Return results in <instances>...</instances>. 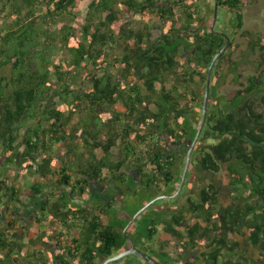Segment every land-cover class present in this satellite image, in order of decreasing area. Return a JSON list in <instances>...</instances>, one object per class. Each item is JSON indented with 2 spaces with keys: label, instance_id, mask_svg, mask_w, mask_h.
I'll use <instances>...</instances> for the list:
<instances>
[{
  "label": "trees",
  "instance_id": "16d2710c",
  "mask_svg": "<svg viewBox=\"0 0 264 264\" xmlns=\"http://www.w3.org/2000/svg\"><path fill=\"white\" fill-rule=\"evenodd\" d=\"M82 1L0 0V17L10 7L4 17L12 19L0 24V264H102L129 248L123 229L139 209L119 220L117 207L125 206L100 192L139 184L136 197L176 193L179 163L202 121L208 69L227 43L212 31L205 0H89L80 29H47L75 18ZM251 1L218 0V12L229 10L249 38L260 74L209 110L195 148L200 171L226 170L231 200L221 201L219 183L210 182L169 220L142 213V228L133 224L128 233L151 255L161 224L182 257L204 250L184 264H246L244 255L235 258L251 249L243 243L264 252V36L244 29ZM58 51L63 57L53 58ZM10 167L42 178L31 187L38 231L15 214L26 203ZM188 214L197 220L187 223ZM157 254L171 264L173 252Z\"/></svg>",
  "mask_w": 264,
  "mask_h": 264
},
{
  "label": "rangeland",
  "instance_id": "374dc122",
  "mask_svg": "<svg viewBox=\"0 0 264 264\" xmlns=\"http://www.w3.org/2000/svg\"><path fill=\"white\" fill-rule=\"evenodd\" d=\"M88 3L89 0H83L82 3H80L79 11L75 14V18L72 20H69L66 18H61L59 21L52 22L50 26L47 24V29L56 31L63 27V25H73L75 28L80 29L82 25L85 23V18L88 11ZM214 1L213 0H205V2L202 4V7L204 10V15L207 17L208 23L212 24L213 21V11H214ZM1 12H3L0 9ZM11 8L7 7L4 10L5 12H10ZM207 11V12H206ZM244 11V18H245V25L244 29L248 30L249 32L255 33V34H261L264 36V0H255L251 1L248 4L243 6ZM4 13L1 14L0 17V24L9 25L12 21V19H7L4 17ZM232 13L227 10L223 9L222 12L220 11L218 13L217 22L215 25V29L224 32L230 36V38L233 39V44L235 45V48H231L228 46L225 53H227V56L219 61L217 60L214 70L215 76H214V85L212 92V101L209 99V105H208V112L209 110H213V112H216L220 107V102L222 103L226 98L230 99L235 94L236 90L241 88V85L248 84V77L251 75H259L260 71L258 70V62L256 59L258 58L257 52H251L250 50V40L246 35H242V31L236 30L233 26L234 20H232ZM135 25H140L138 22H133ZM4 27V26H3ZM160 35L159 29L153 30L152 37H157ZM64 52V51H63ZM63 52H57L53 56H60L63 57ZM122 53L121 50H114V53ZM264 69V67H263ZM263 75V74H262ZM52 79L55 80V77H52ZM197 80L199 77L197 76ZM212 79V78H211ZM212 83V80H211ZM200 90H204L203 87H200ZM201 99H204V95ZM219 101V102H218ZM212 102V107L210 106ZM202 107V110H201ZM200 115H202L203 106L199 105ZM255 109L257 112H262L263 108L261 105L257 102H255ZM210 142H213V140H209ZM198 145V143H197ZM196 145V146H197ZM196 148V147H195ZM113 152V158L117 159V154L119 153V150L117 148H114L112 150ZM99 156L103 154L101 150H98ZM197 155L195 154V149L192 154V160L191 164L186 176V180L184 183V186L182 187V190L176 197L172 198H160L158 199L151 207L147 208L144 212H147L148 216L158 217L160 216V213L162 212L164 219H171L172 213L174 211L179 210L180 207H182L184 204L188 203V197H191L193 200H198V194L202 188V186L213 182V183H219L220 188V195H221V201L224 203H227L231 200L230 191H229V177L227 176L226 170H222L217 176L207 174L203 171H200V169L197 166L196 162ZM186 158L181 159L178 170H177V191L179 190L180 183L182 180V176L184 173ZM125 170L128 171V168L125 166ZM129 172V171H128ZM8 177L12 182H15L16 186L22 190V197L24 202L26 203L25 211L24 210H18L22 209L20 206L16 211L15 214L20 216V219L25 224L31 225L32 232L38 231L39 224H37L35 218H34V211H35V203L31 202V197L33 195L31 187L32 185L37 181H42V178L38 175H22L19 173L18 169L15 167H10L7 171ZM139 184L137 186H123V188H119V186H115L114 184L106 187V189L102 190V193L100 192V195L102 197H105L107 195H115V197L122 202V205L125 206V210L120 208L119 205L117 207L118 217L119 220L125 219V214H132L136 209L142 208L147 203L153 201L156 199L157 196L155 192L147 191L145 194H140L138 197H136L137 191H140L141 188H139ZM100 189L97 188L95 191H93V194H95L93 197L94 199L99 198L97 196V191ZM142 191V190H141ZM140 191V192H141ZM139 193V192H138ZM137 193V194H138ZM59 194V191L57 192ZM168 194V193H163ZM162 194V195H163ZM174 194V193H173ZM122 199H124L122 201ZM217 209L221 208V203L217 205ZM24 212L23 214H21ZM143 212V214H144ZM116 213V210H115ZM21 214V215H20ZM141 213V217L143 216ZM140 217V216H139ZM137 218L138 220L136 223H134L136 227L140 225L141 217ZM188 221L187 223H194V221L197 220L196 217H194L191 214L186 215ZM105 221H108V218L104 217ZM120 222V221H119ZM200 223L202 222V219L200 220ZM5 222H0V226L4 225ZM204 225V223H203ZM142 228V226L138 227V229ZM158 234L156 236V240L152 243L154 247V252H152V255L155 256L159 260V255L157 252L159 250L166 251V252H173V254L170 257L171 264H184L189 259L192 260L190 256L202 254L204 251L203 249L197 250L198 252H195L193 254L188 253L184 257L181 255L183 254L178 249V240L174 237L170 236L169 233L165 230V224H161L158 228ZM182 232H184L183 228H179ZM132 230V229H131ZM232 238V235H230ZM235 239L234 241L238 239H242V237L235 235L233 237ZM149 243V242H145ZM161 243V244H160ZM151 244V243H149ZM156 246V247H155ZM241 246H247L251 247V251H240L238 250V254H235V258H239V256L244 255L247 257L246 261L244 263L246 264H264V252H262L258 248H254L249 243H243ZM204 254H207L205 252ZM247 255V256H246ZM223 258H221L222 260ZM127 264H150L141 258H139L136 255H129V257L126 258ZM125 263V261L123 262ZM223 262H221L222 264ZM111 264H115V262H112Z\"/></svg>",
  "mask_w": 264,
  "mask_h": 264
},
{
  "label": "water",
  "instance_id": "95a60500",
  "mask_svg": "<svg viewBox=\"0 0 264 264\" xmlns=\"http://www.w3.org/2000/svg\"><path fill=\"white\" fill-rule=\"evenodd\" d=\"M218 0H215V11H214V19H213V23L211 25V29L213 32H215V24H216V20H217V16H218ZM220 34H222L223 36L226 37L227 39V43L226 45L216 54V56L214 57L209 69H208V75H207V83H206V91H205V96H204V103H203V114H202V121L201 124L199 126L198 132L194 138V141L192 143V145L190 146L188 153H187V159H186V165H185V169H184V173L182 176V180H181V184L179 187V190L174 193V194H163L160 195L159 197H157L156 199H154L153 201L147 203L146 205H144L142 208H140L130 219V221L127 223V225L125 226V228L123 229V235L125 238L128 239L129 242V248L125 249L124 251L117 253L114 256L108 257L102 264H110L114 261H118L121 260L122 258L129 256V255H136L139 258H141L142 260L150 263V264H163L161 261H159L156 257L152 256L151 254H149L147 251H145L144 249L139 248L136 243L135 240L133 239V237L128 234V230L129 228L132 226V224L136 221V219L141 215V213H143L147 208H149L153 203H155L158 199L160 198H172V197H176L180 191L182 190V187L184 186L185 180H186V176L191 164V160H192V154L193 151L199 141V138L202 134V131L206 125L207 122V116H208V105H209V99H210V94H211V75H212V70L213 67L215 65V63L217 62V60L219 59V57L226 51V49L228 48V46L231 43V39L229 37V35L223 33V32H218Z\"/></svg>",
  "mask_w": 264,
  "mask_h": 264
},
{
  "label": "clouds",
  "instance_id": "9594fccd",
  "mask_svg": "<svg viewBox=\"0 0 264 264\" xmlns=\"http://www.w3.org/2000/svg\"><path fill=\"white\" fill-rule=\"evenodd\" d=\"M214 7H215V3H214ZM218 8H219V6H218ZM219 13V12H218ZM218 17V16H217ZM213 19H214V16H213ZM216 22H217V20H216ZM212 23H213V21H212ZM212 25V24H211ZM216 25V24H215ZM215 31H216V29H215ZM219 32H221V31H219ZM224 33V32H223ZM226 34V33H225ZM228 35V34H227ZM230 37V36H229ZM231 39V38H230ZM225 53V52H224ZM216 64V63H215ZM215 66V65H214ZM214 68V67H213ZM211 78H212V75H211ZM211 95V94H210ZM205 96V95H204ZM181 184V183H180ZM177 192V191H176ZM134 224V223H133ZM132 224V225H133ZM129 234V233H128ZM127 257H129V256H126V257H124V258H127ZM124 258H122V259H124ZM111 264V263H110Z\"/></svg>",
  "mask_w": 264,
  "mask_h": 264
},
{
  "label": "flooded vegetation",
  "instance_id": "af4514ba",
  "mask_svg": "<svg viewBox=\"0 0 264 264\" xmlns=\"http://www.w3.org/2000/svg\"><path fill=\"white\" fill-rule=\"evenodd\" d=\"M130 228H131V227H130ZM130 228H129V229H130ZM128 232H129V230H128Z\"/></svg>",
  "mask_w": 264,
  "mask_h": 264
}]
</instances>
